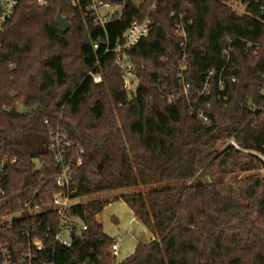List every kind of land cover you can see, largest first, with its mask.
<instances>
[{"label": "trees", "instance_id": "16d2710c", "mask_svg": "<svg viewBox=\"0 0 264 264\" xmlns=\"http://www.w3.org/2000/svg\"><path fill=\"white\" fill-rule=\"evenodd\" d=\"M235 2L244 7L242 13L233 8ZM125 4L123 17L105 27H95L62 1L19 5L0 46V140L4 153L16 157L6 178L4 211L15 210L43 183L35 171L38 162L52 180L57 166L48 132L59 128L72 142L74 161L75 152L83 150L81 165L73 168L77 196L147 187L120 197L149 234L121 264H264V176L234 183L219 178L264 168V118L249 106L263 101L260 3L145 0L139 9L132 0ZM153 4V30L129 51L139 78L129 99L114 54H104L102 44L94 49L93 42L99 35L114 42ZM58 12L70 23L64 34L54 22ZM181 17L191 20L183 80L181 39L174 34ZM228 37L239 39L225 70L223 108L216 85ZM244 39L258 43L256 54ZM210 69L215 74L209 93L200 96ZM90 71L100 73L102 82H93ZM159 78L168 88L189 84L187 95L176 105L168 103L155 87ZM192 108L203 109L211 126L192 115ZM232 136L241 149L222 147ZM109 202L97 198L70 207L86 229L80 238L74 233L70 246L55 247V264H112L110 247L117 238L96 218Z\"/></svg>", "mask_w": 264, "mask_h": 264}, {"label": "built area", "instance_id": "2783aa9c", "mask_svg": "<svg viewBox=\"0 0 264 264\" xmlns=\"http://www.w3.org/2000/svg\"><path fill=\"white\" fill-rule=\"evenodd\" d=\"M27 2L31 6L48 7L54 3L62 1L67 7L79 9L84 20L91 22L95 27H105L112 21H119L125 10L126 0H0V46L3 43V36L7 27L12 21L19 5ZM141 6L145 0H140ZM260 3V12H264V2L254 0ZM140 7H136L139 9ZM156 9L155 4L142 12L138 17L133 18L129 25L116 37L114 42L108 35L96 37L93 42V48L99 49L103 45V53H113L115 63L118 66L122 79L123 89L129 99L136 95L139 85L137 68L131 60L129 51L137 47L138 44L149 36L154 28L152 13ZM68 20V19H67ZM191 20L184 21L181 17L174 25V34L181 39L182 60L180 61V70L178 76L183 80V72L186 70V64L183 62L185 57L186 43L189 38L187 25ZM238 37L227 38V46L223 49L225 62L218 72L217 79V99L219 106H227L226 83L227 75L225 70L232 61L234 53L233 43ZM247 46L257 53L258 43L246 40ZM215 74L214 69L206 72L204 83L199 95L209 93L210 82ZM88 75L93 82H102V76L98 72L90 71ZM264 75V72L261 73ZM236 80L235 75L230 76V81ZM159 94L168 103L176 105L180 96L187 95L189 84L183 83L181 90L168 88L162 84L159 78L155 83ZM262 103L249 102L250 108L255 113L264 118V87L259 88ZM192 115L201 120L205 126H211V119L203 109H191ZM47 123V120H45ZM48 150L53 156L57 171L53 174L52 180L47 181L45 172L40 162L37 163L35 171L42 173L43 183L31 189L30 196L17 202L15 210L4 211L2 200L8 194L6 187V178L8 176L9 166L16 161V157L4 153L3 144L0 140V264H55L54 250L57 245L70 246L73 235L80 238V234L86 229V225L76 215H70L69 209L72 205L79 202L77 196V187L73 180V168L82 163V149L75 152L76 159L72 153V142L66 132L59 128H51L48 132ZM233 145L241 149L234 140V137L227 139L225 145ZM44 172V173H43ZM52 216L57 221L52 220ZM75 230V232H74ZM75 233V234H74ZM155 237L151 236L150 240ZM112 264H121L115 262L119 255V240L112 243L110 247Z\"/></svg>", "mask_w": 264, "mask_h": 264}, {"label": "rangeland", "instance_id": "374dc122", "mask_svg": "<svg viewBox=\"0 0 264 264\" xmlns=\"http://www.w3.org/2000/svg\"><path fill=\"white\" fill-rule=\"evenodd\" d=\"M232 5L238 14L243 12L244 7L241 4L235 2ZM225 146L226 145L224 144L222 147ZM258 176H264V168L261 165H258L257 168L247 172L240 174L229 173L219 178L224 181L234 183V181L238 178ZM207 180H212V178H207ZM145 190H147V187L145 186L131 187L82 196L77 200L79 203H85L97 198L107 199L110 201L98 214V216H96V218L102 222L103 229L107 234L112 237H116L117 240H119V255L115 259L116 263L123 261L132 253L138 240L147 239L149 236L147 229L140 222L136 223L134 233H131L133 213L123 199L120 198L124 193Z\"/></svg>", "mask_w": 264, "mask_h": 264}, {"label": "water", "instance_id": "95a60500", "mask_svg": "<svg viewBox=\"0 0 264 264\" xmlns=\"http://www.w3.org/2000/svg\"><path fill=\"white\" fill-rule=\"evenodd\" d=\"M120 1H122V0H120ZM132 2L134 3V5L136 7H140L141 6V1L140 0H132ZM54 22H55V25L57 26V28L59 29V31L61 33H63V34L66 33L69 30V28H70L69 21L60 12H58L56 14ZM136 223H137V220L135 218H133L131 233H134V229H135Z\"/></svg>", "mask_w": 264, "mask_h": 264}, {"label": "crops", "instance_id": "0c3cea01", "mask_svg": "<svg viewBox=\"0 0 264 264\" xmlns=\"http://www.w3.org/2000/svg\"><path fill=\"white\" fill-rule=\"evenodd\" d=\"M97 216H98V215H97ZM133 218H134V217H133ZM137 223H138V221H137ZM132 253H133V251H132ZM132 253H131V254H132Z\"/></svg>", "mask_w": 264, "mask_h": 264}]
</instances>
